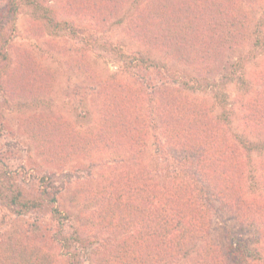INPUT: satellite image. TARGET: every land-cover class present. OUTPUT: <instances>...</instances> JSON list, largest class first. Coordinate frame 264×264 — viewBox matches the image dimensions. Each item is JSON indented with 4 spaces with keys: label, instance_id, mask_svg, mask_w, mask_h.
<instances>
[{
    "label": "rangeland",
    "instance_id": "rangeland-1",
    "mask_svg": "<svg viewBox=\"0 0 264 264\" xmlns=\"http://www.w3.org/2000/svg\"><path fill=\"white\" fill-rule=\"evenodd\" d=\"M93 2L0 0V259L13 240L43 264H144L141 223L120 226L141 186L196 229L167 264H264V0H224L241 32L203 57L140 34L152 0ZM45 185L53 203L11 202Z\"/></svg>",
    "mask_w": 264,
    "mask_h": 264
},
{
    "label": "trees",
    "instance_id": "trees-1",
    "mask_svg": "<svg viewBox=\"0 0 264 264\" xmlns=\"http://www.w3.org/2000/svg\"><path fill=\"white\" fill-rule=\"evenodd\" d=\"M107 1L108 0H94L93 4L99 3V6L103 3L106 4ZM223 3L224 0H152L148 10L143 14L145 21L139 25V32L147 41L155 43V45L161 46L165 50L174 49L178 41V46L181 45L184 47L183 44H185L196 56L203 57L205 53L203 49L206 48V45L213 46L215 44L226 43L227 46H232L235 43L236 34L241 32V24L240 29L237 30L233 26L234 23L237 22L236 20L233 21L229 19V16L228 18L221 16L220 10ZM133 58L134 57H132V59ZM140 60L142 63L151 62L149 59L143 57L140 58ZM154 66L156 65L154 64ZM157 66L159 65L157 64ZM159 70L163 72L162 76L167 79H172V75L176 73L175 70L165 66H160ZM209 70L212 71V69ZM200 83H202L200 79L184 80L185 85L195 88L199 87ZM260 143L264 146V141H260ZM201 144L205 145L207 142ZM42 181L43 178H41V182ZM45 189H47V185L43 186L40 193L41 196L31 200H28L26 196H24V193L19 191L12 197L11 202L13 204H18L19 208L22 206L26 208L28 203H39L44 196L48 197L49 195L50 197L48 200L53 203L55 197L50 195L51 190L48 189L45 191ZM116 192L118 196H122L119 190H116ZM141 193H143L141 186L137 187L136 192H134L135 195L137 194L135 197L141 196L142 201H140V204L133 205L131 213L124 216V223H120V226L129 228L141 223L140 230L138 231L139 233L135 238V241L138 240L136 248L143 246L142 251L146 253V255L144 257L137 256V258L141 260L146 258L144 264H150L149 261L154 259L158 260L156 264H167L165 261L167 258L173 256V250L176 248V245H173V250H168V248L171 249V244L180 242L182 238L185 239L186 237L184 236H191L196 229L188 224L187 219H183V213H185L186 209L185 207L183 208L182 205L177 212L173 210L174 213L164 208L165 205H160L148 214V212L145 211L146 200H144V195ZM51 211L53 215L57 216V221L61 225L59 230L61 231L64 223L63 219L67 217L61 214L55 206L51 207ZM177 231L184 236L169 237L170 234L176 235ZM77 239L78 237L72 234V240L75 241ZM64 240L67 241L68 239L65 238ZM17 243L18 242H14L13 240L6 243L11 249V258H6V256H4L0 259V264H43L42 262H44V260L42 259V262L40 261L39 263L40 258L33 259L32 257H28L27 259H23L19 256L24 252V249ZM123 248L125 249L124 253L126 254V259L132 263H136L135 261L138 260L135 258V255H132L136 250L135 246H128L129 253L127 247ZM244 250L250 251L251 249H247L246 247L242 249V244H239L238 250H233V254L238 256L244 252ZM205 258L213 260L214 256H211L210 253L207 252Z\"/></svg>",
    "mask_w": 264,
    "mask_h": 264
}]
</instances>
